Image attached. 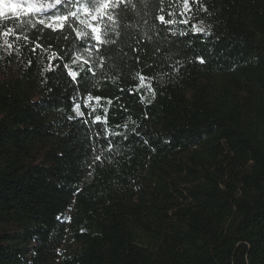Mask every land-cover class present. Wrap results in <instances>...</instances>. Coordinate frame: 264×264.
I'll return each instance as SVG.
<instances>
[{
    "label": "trees",
    "instance_id": "trees-1",
    "mask_svg": "<svg viewBox=\"0 0 264 264\" xmlns=\"http://www.w3.org/2000/svg\"><path fill=\"white\" fill-rule=\"evenodd\" d=\"M116 2L0 36V264H264V0Z\"/></svg>",
    "mask_w": 264,
    "mask_h": 264
},
{
    "label": "snow or ice",
    "instance_id": "snow-or-ice-1",
    "mask_svg": "<svg viewBox=\"0 0 264 264\" xmlns=\"http://www.w3.org/2000/svg\"><path fill=\"white\" fill-rule=\"evenodd\" d=\"M147 2L148 0H145L146 4ZM198 2L199 0H191V3L189 0H172L170 8H180L182 6L183 11H180L179 13L172 10L166 11L165 8L161 6L159 8V14L155 19L165 26L177 23L186 25L189 23L190 16L188 14L192 11V5ZM161 3L163 4V0H161ZM78 5L85 13L96 14L92 16L93 21H103L106 17L108 21L113 22L114 16L112 10L119 7L116 0H83V2H81V0H0V21L7 22L12 20L14 22V27H8L7 23L0 24V36L5 37L3 40L4 45L7 46V49H12V44L9 43L7 37L10 35H16L17 38H19L18 30L23 32L29 27L31 29H36L37 23L41 28H46L61 34L67 32L72 35L74 40L84 41L85 43L82 51L87 52L89 57H91V48L86 43L88 39L96 42L92 47H96V45L99 44H108L109 42L115 43V41H109L108 39L109 33L114 31L110 24L104 23L102 26H98L96 23H88L86 24V27L89 31H84L83 29L76 27L77 23L81 25L85 24V21L80 19L78 11L74 10L77 9ZM36 17H39V19L34 22V18ZM168 30L172 31L173 35L176 34L172 29L169 28ZM192 32L193 34L202 33L204 32V28L202 26H193ZM180 34L184 35L186 33L181 32ZM117 35H119V33H117ZM62 38L67 39V37L63 36ZM24 39L27 40L29 37L25 35ZM39 47H41V44L36 43V48ZM32 50L35 51V48ZM133 51H137V49H133ZM8 54L11 55V52L9 51ZM77 59H79V57H77ZM136 59L138 61L139 57ZM197 59L200 63L205 62L202 57H197ZM83 63L88 66L87 70L95 76V65L92 63L91 59L83 60ZM49 67H51V65ZM64 67L68 69V75L75 80L78 73L69 68L67 64H65ZM137 78L139 80L137 91H139L141 87H147L148 91L154 96V89H152L150 83H148L151 78L145 77L143 74H137V77H134V79ZM143 98L142 95L141 99ZM88 99L91 100L92 97L89 96ZM96 99L99 100L100 98L96 97ZM108 103L111 104V101L109 100ZM75 111L78 116L84 115L80 110L79 104L76 105ZM106 111L107 109H105V112ZM100 120L101 116L96 115L95 121ZM110 143L111 142H109V144ZM100 160L101 156L97 155L94 158L93 163Z\"/></svg>",
    "mask_w": 264,
    "mask_h": 264
}]
</instances>
